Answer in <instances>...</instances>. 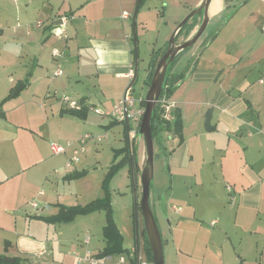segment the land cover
<instances>
[{
	"label": "crops",
	"instance_id": "obj_1",
	"mask_svg": "<svg viewBox=\"0 0 264 264\" xmlns=\"http://www.w3.org/2000/svg\"><path fill=\"white\" fill-rule=\"evenodd\" d=\"M170 1L171 20L165 14L168 0H0V255L27 259L30 264L103 262L87 249L89 238L84 240L85 248L66 246L61 230L59 238L48 239L50 225L37 219L56 214L57 205H72L62 195L69 185L65 176L77 170L66 165L75 149L82 145L74 164L89 159V151L99 150L106 140L114 155L125 146L123 140L119 146L120 130L124 134L137 124H115L109 118L93 124L89 113L83 120L65 114L70 109L61 99L75 100L88 111L111 110L132 83L127 73L137 67L135 39L146 44L152 33L160 46L151 55H162L175 31L170 22L172 29L177 28L202 0L192 1L180 15L176 11L182 3ZM163 2L166 9L161 14ZM235 2L211 1L208 25L197 42L202 53L194 62L196 48L184 52L187 56L179 64L191 58V66L168 99L173 104L169 121L173 111L180 112L181 132L178 136L163 132L166 140L158 141L159 171L157 178L153 175L150 203L157 223L159 216L166 223L173 216L178 230L170 235L172 249L160 230L163 254L169 253L170 264H264V7L250 9L240 18L235 11L222 25L220 31H234V46L211 45ZM62 15L70 18L58 38ZM200 18L194 20L188 38ZM36 22L43 26L37 28ZM52 49L61 52L60 59L52 58ZM58 68L62 74L51 77ZM19 84L23 88L14 95ZM209 109L207 132L203 125ZM86 135L90 138L80 144ZM54 143L64 145L65 152L53 154ZM137 144L135 159L141 168L142 139ZM59 157L70 172L54 165ZM42 228L45 235L38 232ZM141 247V257L139 249L131 256L145 261L143 240Z\"/></svg>",
	"mask_w": 264,
	"mask_h": 264
},
{
	"label": "rangeland",
	"instance_id": "obj_2",
	"mask_svg": "<svg viewBox=\"0 0 264 264\" xmlns=\"http://www.w3.org/2000/svg\"><path fill=\"white\" fill-rule=\"evenodd\" d=\"M168 1H169L168 3L169 10L166 11L165 14L167 20H171L174 13L171 10L172 1L170 0ZM178 1L182 3V6H180L177 9L176 13H179L178 15H180L183 14L184 12H187L190 9L189 4L194 0H178ZM235 1L236 2L234 3V6L229 8L228 10L229 16L227 15L225 20L218 25L213 35L214 37L213 39H211V45L214 47H218V49L227 48L228 46H232L233 44L232 41H234V36L232 35L234 34V31L230 30L228 33V31L227 32H225L224 30L220 31V29L222 25L228 20V18L232 17L235 11L236 13L239 12V14H237L236 17L240 18L241 16L240 14L244 15V13L245 12L248 13L250 9L254 10L257 7H262V8L264 7V0H251V1L248 0L250 2L247 1V4H245V0H235ZM165 7H166V3L165 2L161 3L159 8L161 14H163L164 10L166 9ZM185 16L183 17V19L185 18ZM236 17L233 19V21H236L237 19ZM183 19L181 21H183ZM181 21H179V23ZM170 24H171L170 25L171 30H175L174 28L176 27H173V29L171 27L172 22H170ZM173 26H174V20H173ZM169 38L167 40V43L169 41ZM184 39H185L184 34H181L178 37L176 44H181L186 40ZM155 40L156 38L152 33H151L150 41H147L146 44L143 43L139 44L135 39V49H136V57H137L136 58L137 79L134 81L132 85V90H133L132 95L135 100H138L140 96H142L143 98L145 97L144 86L146 85L143 84L144 82L143 80L146 74L145 70L147 69L148 61H150L151 52L154 50L158 51V48L160 46L159 45L160 43H157V41ZM197 44L198 43L194 45V48H196V50L199 49L198 47L199 44L198 45ZM234 45L235 42L233 46ZM166 46L163 49L164 51L166 49ZM163 50L160 52H163ZM201 53H202L201 49L197 50L196 57L193 58L192 60L196 62V60L199 58V55ZM186 56L187 53H184L182 56L178 58V60H176L175 65L171 71V74L185 75L187 66H191L189 64L191 58L188 57L189 63H187V61H184L182 64L179 63L181 59ZM55 72L56 70L54 71V73ZM54 73L53 72L50 73L51 74L50 76L51 77L56 76L54 75ZM102 110L107 111L105 109ZM87 113H89V120L92 121L93 124H98V125L103 124L101 123V120L106 119V117L97 115L92 111H88ZM132 125L133 124L130 125L131 129L135 127V125L134 126ZM102 130H104V128ZM124 134L123 131L120 130V133L118 134V139L121 141V143L119 144V146L123 144L122 140L124 141ZM141 139H142L141 136L139 135L136 136V139L134 141L136 146L138 145L137 141L138 140L140 141ZM165 140H166V136L164 134H161L160 144L161 142L163 144ZM106 142L107 140L101 143V145L99 146V150L89 151L88 153L89 156L87 155L89 159H83V162H81L80 164H72L73 166L77 167V170L75 171L77 172L85 171V175L79 178H71L70 180H65L69 182V185L65 186L66 191H64L62 196H67V198H64L63 201H66L68 204H72V205H62V206H67V207L85 206L91 203L92 201L103 199L105 197V191H106V196L108 194L110 200L111 218L114 221V223H116L115 225L122 236L123 247L126 251L123 253V255H117V254L111 255L110 257L112 259L110 260L106 259L104 261V264H119L118 263L119 256L125 257L126 264H130V260L128 256L133 254L136 249H139V253H140L139 256L142 255V247H141L142 240H143L144 257L146 258V260H148L149 257L146 252L148 243L146 242L145 235L143 234L141 236L143 223H142L139 206L135 209V202L138 204L141 198L140 174L142 167L137 168L136 170L133 169L132 167L127 166L126 163H124L120 169H117V171L113 173V175L107 177L109 168L112 165V163H114L113 162L114 155L113 153H111L110 149L106 146ZM54 145H58V144L54 143ZM154 146H155V160H154L153 175L154 177L157 178L160 162L158 160L159 156H157L159 150H158V142L156 140H154ZM61 147L65 148L64 145H62ZM120 160L122 159L119 157L118 159L115 160V162H118ZM54 161L56 163L54 164L55 166L61 165L63 166V169H65L67 173L70 172L69 170L71 169L65 168L64 165L65 161L62 157H59L58 159H54ZM53 180L55 181L54 178L52 179V181ZM177 206L178 205L176 204V207ZM56 214L48 217L41 216L37 220L41 221L42 223H45L43 219L51 218ZM158 219H159L158 223L160 226V230L162 232V236L164 239L163 241H165L166 243V241L169 239V246L172 249L170 235H173V231L175 234L178 233V230L174 227V222L172 221L174 220V218L173 216H169L168 218L169 223L164 222L161 216H159ZM45 224L50 225L48 232V239L52 237L59 238L57 234H59V230H61L64 233L65 239L68 241L66 246H68V244L70 243H73L76 246H78V248L80 247L85 248L84 240L85 238H89L90 243L87 246V249L91 251L93 254H95V256H99L105 249L103 228L106 226L107 223H106V211L104 210H95L85 215H78L72 221L66 223L62 222V223H45ZM38 232L41 235L43 233L45 235L44 228L38 230ZM166 253H167L166 255L164 253L165 255L164 264H170L169 253L168 252ZM49 262L51 261L49 260ZM49 262L47 261L48 264H50ZM43 263H46V260H43ZM56 264L59 263L56 261Z\"/></svg>",
	"mask_w": 264,
	"mask_h": 264
},
{
	"label": "water",
	"instance_id": "obj_3",
	"mask_svg": "<svg viewBox=\"0 0 264 264\" xmlns=\"http://www.w3.org/2000/svg\"><path fill=\"white\" fill-rule=\"evenodd\" d=\"M212 0H202L200 5L192 10L181 23L177 26L174 33L170 37L166 49L161 57L158 59L154 72L152 74L148 90L145 94V106L144 112L140 121V124L137 129V135L141 136L144 149H145V161L141 169L140 174V186H141V198L139 203L135 202V209L139 206L142 223H143V232L146 236L148 243V248L151 254V264H164V254H163V243L160 234V229L157 223V219L152 211L150 203V192L151 185L153 182V172H154V139L151 134V121L152 115L156 106L159 102L160 94L164 88L166 78L168 76V71L171 66V63L178 57L180 54L190 50L197 41L201 38L204 33L208 22L209 15L208 9ZM138 7L135 8L133 13V20L136 17ZM200 16V23L197 27L195 33L186 39L181 44H176L175 38L181 28L189 20ZM136 53V49H135ZM136 64V63H135ZM136 77V68L134 70V77L132 83L135 81ZM23 88L22 84H19L15 91L14 95L19 93ZM212 116V109H209L204 116V130L210 131V120ZM4 261L12 263L13 260L8 257H4Z\"/></svg>",
	"mask_w": 264,
	"mask_h": 264
},
{
	"label": "trees",
	"instance_id": "obj_4",
	"mask_svg": "<svg viewBox=\"0 0 264 264\" xmlns=\"http://www.w3.org/2000/svg\"><path fill=\"white\" fill-rule=\"evenodd\" d=\"M142 1L143 0H140V3ZM195 19L196 18H193L184 24V26L178 32V34L175 38V41H177L178 37L181 34H184L185 39H187L190 32L192 31V29L195 26V22H194ZM182 54H180L178 57H176V59L171 63V66H170L169 71H168L169 73H168V76H167L166 81H165L164 88L160 94L159 102L156 106V109L153 112V115H152L151 134H152L153 139L156 140L157 142L161 140V134L163 132H173L177 136L181 132V115H180V112H178L177 110L173 111L171 113V117H172L171 121L164 119L163 118L164 110L161 108L160 101L162 99L168 100L170 98V96L175 92V90L178 88V86L183 82V80L185 78L184 74H182V75L171 74V71L175 65L176 60H178V58L180 56H182ZM134 56L136 59V53L135 52H134ZM160 57H161V55L159 53L158 54L154 53L150 57L149 66H150L151 71L149 72V75L145 81V83L148 86H149L152 74L154 72V68L156 66V63ZM10 97H12L11 94L5 100L9 99ZM142 100L143 101L141 103V106L144 107L145 101H144V99H142ZM87 111H88V109L84 108L82 106V107H80V109L78 111L70 109L69 111L64 112V113L67 115H71V116L77 117L78 119L83 120V119H85V115H86ZM115 124H122V122L115 121ZM129 130H130V128L128 129V131ZM124 142H125V146L122 149H120L119 151H116L114 153V157H113L114 163H112V165L110 166L107 177L113 175V173H115L117 171V169H120L122 167V165L124 163H126L127 161H128V163L131 162V167L133 169L137 170V168H138L137 167V161L135 159L134 143H133V141L130 142L128 140V132L127 131L124 134ZM120 155H124L122 160L115 162V160ZM84 175H85V171L72 172L71 174L65 176V180H70L71 178H79V177H82ZM57 208H58V213L55 216H53L51 218L43 219L45 223H62V222L66 223V222L72 221L78 215H85V214L91 213L95 210L106 211V223L107 224L103 228V237H104V242H105V249L97 257L99 259H103L106 257H110L111 255H114V254L123 255V253L126 251L123 247L122 236H121L120 232L118 231L114 221L111 218L110 200H109L108 194L106 196V191H105V197L103 199L92 201L91 203H89L85 206H72V207L68 206L67 207V206L57 205ZM146 242H147V240H146ZM146 252H147V255L149 257L147 262L151 264L152 263L151 262V254H150V250L148 248V245L146 248ZM128 257H129L130 261L133 262V264H136L135 260L132 258L131 255H129ZM12 260H13L12 263L5 262L4 256L0 255V264H30L27 259L12 258Z\"/></svg>",
	"mask_w": 264,
	"mask_h": 264
},
{
	"label": "built area",
	"instance_id": "obj_5",
	"mask_svg": "<svg viewBox=\"0 0 264 264\" xmlns=\"http://www.w3.org/2000/svg\"><path fill=\"white\" fill-rule=\"evenodd\" d=\"M128 16V13L124 12L122 13V17L125 18ZM69 16L68 15H62L60 17V24L58 27V30L60 29V31L57 30L56 36L58 38L62 37L63 34V30L65 28V24L69 21ZM35 26L37 28H41L43 26L42 22H36ZM51 55L52 58L57 60L61 58V52L58 49H52L51 51ZM62 74L61 69H57L56 72L54 73V75L59 76ZM133 76H134V70L133 67H131V69L129 70V72L127 73V77L130 79V81L132 82L133 80ZM132 85L130 83V85L125 89L121 99L112 107L111 110L108 111H103L100 109H94V108H90V111L94 112L97 115L109 118L113 121H117V122H122V123H128V122H134L137 124V128L136 129H130L128 131V140L134 141V139H136V135H137V129L138 126L140 124L143 112H144V107L141 106L142 103V99H138L135 100L133 95H132ZM61 102L66 105L69 109L71 110H79L80 109V104L77 101H73L70 100L68 97H63L61 99ZM161 104V108L164 110V115L163 118L166 120H169V112L171 111L173 104L170 103L168 100L166 99H162L160 101ZM90 137L89 135H86L80 144H83L86 140H88ZM69 146V144H68ZM81 147L79 149H75L73 151V155L72 157L67 161L66 165L67 166H71L72 164L76 163L78 161V154L79 151H81L82 149V145H80ZM51 151L53 154H61L65 152V148L58 146V145H51ZM31 205L33 207H36L35 203H31ZM174 212L178 213L180 211L179 208L173 207ZM106 258H110V257H106ZM106 258H103V262L102 261H98L96 259H89L86 261V264H104V261L106 260ZM132 258L136 261L137 264H147L148 262L145 260H140L139 258H137L133 255ZM110 260V259H109ZM126 261L125 257L123 256H119L118 259V263L119 264H124Z\"/></svg>",
	"mask_w": 264,
	"mask_h": 264
},
{
	"label": "flooded vegetation",
	"instance_id": "obj_6",
	"mask_svg": "<svg viewBox=\"0 0 264 264\" xmlns=\"http://www.w3.org/2000/svg\"><path fill=\"white\" fill-rule=\"evenodd\" d=\"M128 162V161H127ZM131 165V162L129 163Z\"/></svg>",
	"mask_w": 264,
	"mask_h": 264
}]
</instances>
